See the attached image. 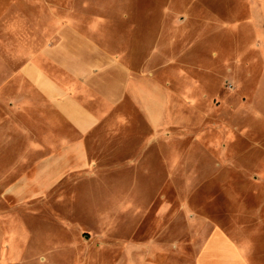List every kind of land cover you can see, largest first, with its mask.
I'll use <instances>...</instances> for the list:
<instances>
[{"label": "rangeland", "instance_id": "obj_1", "mask_svg": "<svg viewBox=\"0 0 264 264\" xmlns=\"http://www.w3.org/2000/svg\"><path fill=\"white\" fill-rule=\"evenodd\" d=\"M106 1L207 4L225 16L226 26L197 43L152 46V75L167 86L183 122L168 127L147 155L93 152L101 180L90 186L68 181L29 204L7 197V186L41 157L30 155L34 145L23 137L32 131L23 110L0 107V230L4 246L20 245L8 259L195 264L199 246L218 227L250 248L252 264H264V0ZM50 3L67 8L81 0L35 2ZM32 9V0H0V21H23L30 34ZM42 32L47 28L41 38ZM132 133L147 137L151 131L140 124ZM130 143L139 152L149 141ZM17 229L24 235L13 236Z\"/></svg>", "mask_w": 264, "mask_h": 264}, {"label": "crops", "instance_id": "obj_2", "mask_svg": "<svg viewBox=\"0 0 264 264\" xmlns=\"http://www.w3.org/2000/svg\"><path fill=\"white\" fill-rule=\"evenodd\" d=\"M36 1L30 34L23 21H0V107L23 110L32 126L23 137L34 145L30 155L41 157L30 173L6 188L7 197L19 204L47 199L68 181L87 186L100 181L93 152L150 153L168 127L183 122L167 86L152 75V46L184 44L190 38L197 43L226 26L225 16L202 3L125 7L117 1L81 0L61 8ZM61 11L67 16H55ZM140 124L151 131L149 136L129 134ZM130 141L149 143L137 152ZM5 234L0 230V264H34L8 259V251L16 256L20 245L4 246ZM23 235L22 229L13 231L15 237ZM199 247L195 264H252L250 248L222 228L213 229Z\"/></svg>", "mask_w": 264, "mask_h": 264}]
</instances>
